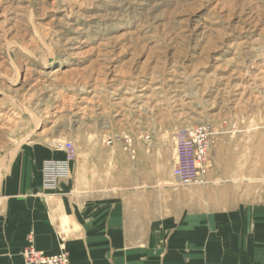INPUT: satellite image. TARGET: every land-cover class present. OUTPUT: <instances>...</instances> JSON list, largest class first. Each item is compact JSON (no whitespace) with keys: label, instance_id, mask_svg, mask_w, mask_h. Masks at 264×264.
Returning <instances> with one entry per match:
<instances>
[{"label":"rangeland","instance_id":"rangeland-1","mask_svg":"<svg viewBox=\"0 0 264 264\" xmlns=\"http://www.w3.org/2000/svg\"><path fill=\"white\" fill-rule=\"evenodd\" d=\"M202 124L211 164L224 144L249 193L264 179V0H0L1 166L35 142H70L81 166L131 136L140 173L146 144L172 168L176 133Z\"/></svg>","mask_w":264,"mask_h":264},{"label":"crops","instance_id":"crops-1","mask_svg":"<svg viewBox=\"0 0 264 264\" xmlns=\"http://www.w3.org/2000/svg\"><path fill=\"white\" fill-rule=\"evenodd\" d=\"M146 145L145 173L138 147L130 155L113 144L70 163L53 190L43 187L42 164L65 152L21 147L0 165V264H25L27 249L63 253L69 264H264V179L246 193L250 181L227 166L221 143L207 186H180Z\"/></svg>","mask_w":264,"mask_h":264},{"label":"built area","instance_id":"built-area-1","mask_svg":"<svg viewBox=\"0 0 264 264\" xmlns=\"http://www.w3.org/2000/svg\"><path fill=\"white\" fill-rule=\"evenodd\" d=\"M216 136L215 130L208 124L183 128L176 133V160L171 174L180 186H202L211 168L210 149ZM145 137L143 140L147 141ZM119 143L123 151L134 155L135 139L131 136H117L108 139L107 146ZM61 149L65 152L64 161H45L42 164V182L46 190H53L60 180L70 176L69 164L74 163V148L70 142H64ZM25 264H69L63 253L47 256L33 249L23 252Z\"/></svg>","mask_w":264,"mask_h":264}]
</instances>
